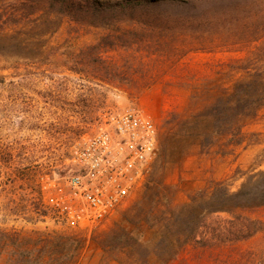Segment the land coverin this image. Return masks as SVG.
Returning <instances> with one entry per match:
<instances>
[{"label":"rangeland","instance_id":"1","mask_svg":"<svg viewBox=\"0 0 264 264\" xmlns=\"http://www.w3.org/2000/svg\"><path fill=\"white\" fill-rule=\"evenodd\" d=\"M13 4L0 0V226L77 232L86 239L78 264H264V229L234 245L207 248L181 227V205L210 180L225 179L237 189L244 172L264 171V109L239 117L242 143L229 147L222 136L210 146L215 108L225 106L216 98L226 102L244 77L232 66L244 67L259 54L262 30L231 35L191 25L223 12L257 14L260 0L160 3L172 21L165 26L132 19L93 26L43 11L17 22ZM244 37L258 40L248 45ZM83 58L85 70L72 71V62ZM129 107L158 128V154L144 185L96 228L67 222L46 205L42 180L72 173L73 149L95 132L101 114ZM201 113L206 116L198 120ZM14 173L23 204L39 198L48 215L29 205L19 215L3 209L15 192ZM258 215L264 219V211Z\"/></svg>","mask_w":264,"mask_h":264},{"label":"trees","instance_id":"2","mask_svg":"<svg viewBox=\"0 0 264 264\" xmlns=\"http://www.w3.org/2000/svg\"><path fill=\"white\" fill-rule=\"evenodd\" d=\"M9 1L18 7L13 12L17 22H23L25 19L29 21L31 15L43 11L67 16L75 22L93 26L116 24L127 19L136 20L147 26H165L172 21L164 16L158 5L169 1L183 4L187 0ZM40 1L45 2L40 4ZM30 9L32 11H29ZM243 13L241 16L230 17L227 12H223L220 16H213L211 20H202L198 17L196 24L195 21H191L193 23L191 25H195L194 29L200 32L207 30L212 33L247 35V30L252 32L262 30V36L259 38L261 45L257 49L259 54L253 53L244 67L232 66V69L243 72L244 77L236 80L226 102L223 98V101H220V97L216 98L225 106L221 109L215 108L217 128L213 132V142L210 146L220 145L219 138L222 136L227 137L225 144L229 147L242 143L243 128L239 117L256 114L260 109H264V0H260V10L257 14L249 10ZM243 40H248L249 45L258 39L244 37ZM257 62L258 66H254ZM86 66L83 58L74 60L69 67L79 73L85 70ZM107 71L109 73V70ZM229 111L233 113L232 118L222 116ZM205 116L206 113L199 114L198 120ZM223 123L226 124V128H223ZM218 153L224 154L226 151ZM244 175L245 179L237 189H232L225 179L210 180L206 187L191 195L189 201L181 205V227H185L184 231L192 235V240L196 244L207 248H222L248 240L264 229V219L258 215L264 211V171L244 172ZM19 179L20 177L14 173L11 183L15 192L6 205H3V209L19 215L29 205L39 215H48V209L40 208L37 201L39 198H30L27 201L29 204H23L20 193L16 190ZM168 205H171L170 202ZM124 243L127 246L131 245L132 241L125 240ZM85 245L86 239L74 231L28 233L16 227L0 226V262L4 264H78Z\"/></svg>","mask_w":264,"mask_h":264},{"label":"built area","instance_id":"3","mask_svg":"<svg viewBox=\"0 0 264 264\" xmlns=\"http://www.w3.org/2000/svg\"><path fill=\"white\" fill-rule=\"evenodd\" d=\"M158 147L157 125L141 109L106 111L95 132L74 147L75 170L42 180L43 199L67 222L96 228L144 185Z\"/></svg>","mask_w":264,"mask_h":264}]
</instances>
